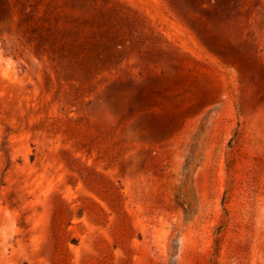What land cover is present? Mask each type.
<instances>
[{"label": "rangeland", "instance_id": "obj_1", "mask_svg": "<svg viewBox=\"0 0 264 264\" xmlns=\"http://www.w3.org/2000/svg\"><path fill=\"white\" fill-rule=\"evenodd\" d=\"M0 264H264V0H6Z\"/></svg>", "mask_w": 264, "mask_h": 264}, {"label": "trees", "instance_id": "obj_2", "mask_svg": "<svg viewBox=\"0 0 264 264\" xmlns=\"http://www.w3.org/2000/svg\"><path fill=\"white\" fill-rule=\"evenodd\" d=\"M0 6L3 8L6 6V0H0ZM232 141H230L231 143Z\"/></svg>", "mask_w": 264, "mask_h": 264}]
</instances>
